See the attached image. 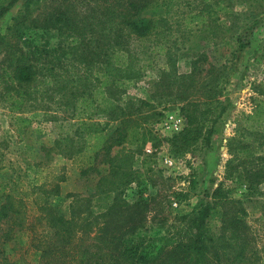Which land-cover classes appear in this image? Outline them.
Listing matches in <instances>:
<instances>
[{
  "label": "trees",
  "instance_id": "16d2710c",
  "mask_svg": "<svg viewBox=\"0 0 264 264\" xmlns=\"http://www.w3.org/2000/svg\"><path fill=\"white\" fill-rule=\"evenodd\" d=\"M17 3L20 7L0 36V43L7 47L3 96L9 126L20 137L31 123L24 107L40 108L53 120L57 118L51 111L60 108L63 120L75 125L73 134L78 140L66 132L55 141L56 148L78 164L81 174L95 172L98 180L90 194L70 195L68 215L51 200L59 193L58 185L37 186L42 196L36 200L37 213L31 215L26 200L0 181V264H264V243L252 231L242 201L231 197L223 183L213 190L211 201L176 215L169 225L178 222V226L156 236L139 235L145 221L141 211L153 198L129 204L122 197L128 185L140 183L142 174L130 163L138 128L128 124L136 122L141 116L137 111L148 104L129 101L122 107L118 100L143 71L139 55L164 49L155 44L146 50L140 39H147L164 24L168 11L177 12L173 9L181 1L0 0V16ZM187 8L181 16L184 28L209 29L217 15L229 12L224 0L188 2ZM146 11L152 14L140 17ZM28 30L50 33L56 41L24 39L22 47L19 41ZM237 39L239 48L247 44ZM172 58L170 55L167 62ZM194 78L193 71L181 77L183 95L196 83ZM187 103L192 106L188 125L169 140L175 151H185L199 141L203 125L199 115L208 110H197L193 101ZM100 114L107 121L119 119L116 137L104 132L105 126L95 119ZM73 119L76 121L70 123ZM140 141L137 150L145 136ZM115 146L119 149L112 152ZM227 148L226 178L240 175L249 191L262 193L263 100H257L245 115ZM99 156L102 163L95 167ZM15 243L35 251L36 262L26 258L27 250L11 258Z\"/></svg>",
  "mask_w": 264,
  "mask_h": 264
},
{
  "label": "rangeland",
  "instance_id": "374dc122",
  "mask_svg": "<svg viewBox=\"0 0 264 264\" xmlns=\"http://www.w3.org/2000/svg\"><path fill=\"white\" fill-rule=\"evenodd\" d=\"M179 1V8L173 9L177 12L168 11L166 22L147 39H140L146 50H152L155 44L164 45V49L139 55L143 71L118 100L122 107L129 101L148 104L137 111L141 115L137 121L128 124L130 128H138L132 139L135 153L130 163L142 174L140 183L128 185L122 197L129 204L140 198H153L141 211L145 221L139 235L156 236L178 226V222L174 227L169 225L176 215L187 214L199 204L211 201V193L223 183L231 197L242 201L252 231L262 245L264 183L260 185L262 193H253L242 176L226 178L225 166L230 158L229 138L243 125L245 115L253 110L257 100L264 101V0H224L229 12L217 15L209 29L184 28L181 16L189 10L188 2L195 5L201 0ZM19 7L17 3L0 16V36L6 33ZM151 14L142 12L140 17ZM238 37L247 42L242 48L238 47ZM24 39L50 44L56 41L52 34L42 30H28L19 41L22 47L26 45ZM6 48L0 43V181L6 183L7 190L26 200L31 215L37 213L36 200L42 196L37 186L56 184L60 190L51 200L61 213L68 215L70 195L93 192L98 175L81 174L78 164L56 148L55 141L66 132L74 136L75 129V125L63 120L60 108L51 111L57 118L53 120L45 116L44 110L27 105L24 112L31 118L29 127L20 137L11 129L3 96ZM170 55L172 61L167 62ZM192 71L196 83L183 95L181 77ZM188 101H193L197 110L207 108L208 112L199 115L203 122L199 141L185 151H175L169 140L188 125L187 114L192 109ZM95 119L105 126L106 134L118 135L115 129L120 126L119 119L107 121L101 114ZM177 119L179 128L174 129L172 120ZM142 136L145 142L137 150ZM147 146L150 152L146 151ZM118 149L115 146L112 152ZM101 159L99 156L94 162L95 167L102 163ZM1 226L7 228V224ZM26 250L27 247L18 248L15 243V252L10 257L16 258ZM25 256L36 262L38 254L28 249Z\"/></svg>",
  "mask_w": 264,
  "mask_h": 264
},
{
  "label": "built area",
  "instance_id": "2783aa9c",
  "mask_svg": "<svg viewBox=\"0 0 264 264\" xmlns=\"http://www.w3.org/2000/svg\"><path fill=\"white\" fill-rule=\"evenodd\" d=\"M179 122H180L179 119H177L176 121H175V120H172L173 128H174V129H178V128H179V127H178ZM146 151H147V152H150V148H149L148 146L146 147Z\"/></svg>",
  "mask_w": 264,
  "mask_h": 264
}]
</instances>
